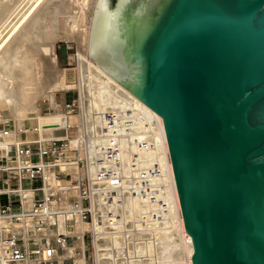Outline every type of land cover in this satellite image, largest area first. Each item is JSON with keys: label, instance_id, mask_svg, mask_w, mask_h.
<instances>
[{"label": "bare ground", "instance_id": "1", "mask_svg": "<svg viewBox=\"0 0 264 264\" xmlns=\"http://www.w3.org/2000/svg\"><path fill=\"white\" fill-rule=\"evenodd\" d=\"M103 1L0 0V174L17 181L0 190L6 198L0 202V264L73 258V264H90L87 230L92 264H192L163 119L90 59L91 29ZM58 38L75 42L72 77L51 55ZM72 89L77 111L57 98ZM134 109L152 132L155 145L142 157L160 167L157 199L164 209L159 201L127 195L117 206L105 204L97 190L95 142L106 124L103 114ZM8 120L13 129L2 127ZM120 142L124 146L125 138ZM107 210L115 215L113 230Z\"/></svg>", "mask_w": 264, "mask_h": 264}, {"label": "water", "instance_id": "2", "mask_svg": "<svg viewBox=\"0 0 264 264\" xmlns=\"http://www.w3.org/2000/svg\"><path fill=\"white\" fill-rule=\"evenodd\" d=\"M90 59L163 119L192 264H264V0H104Z\"/></svg>", "mask_w": 264, "mask_h": 264}, {"label": "built area", "instance_id": "3", "mask_svg": "<svg viewBox=\"0 0 264 264\" xmlns=\"http://www.w3.org/2000/svg\"><path fill=\"white\" fill-rule=\"evenodd\" d=\"M127 111H108L103 114L105 127L101 128L99 138L95 142V164L97 190L105 204L119 205L127 195L151 201H159L162 209L165 201L157 199L163 189L158 179L162 174L156 162L149 163L142 154L154 147L151 129L134 109ZM125 138L121 144L120 138ZM127 153L124 161V153ZM124 165L128 167L124 172ZM126 182L123 186L122 182ZM120 184V185H119ZM148 201V202H149ZM159 206V207H160ZM106 216L113 221L110 229H114L112 211L107 210ZM99 218L102 209L99 210ZM155 217V216H154Z\"/></svg>", "mask_w": 264, "mask_h": 264}, {"label": "rangeland", "instance_id": "4", "mask_svg": "<svg viewBox=\"0 0 264 264\" xmlns=\"http://www.w3.org/2000/svg\"><path fill=\"white\" fill-rule=\"evenodd\" d=\"M25 1H27V3L29 2V0H25ZM53 45L54 46L52 47L51 55L55 58L57 65L60 67L66 68L67 71H69L68 72L69 77H72L74 74V73H72V72H74L72 70L74 69V67L76 65V56H75V47H74L75 42H73V40H66L64 38H58L55 40ZM71 45H72V47H71ZM77 95H78V92L76 90L72 89V90L60 92L58 94L57 98L59 97L58 99L61 103H62V101L63 102L66 101L67 105H70V107L72 105V107H74V111H77L78 109L75 106H73L74 100L77 97ZM51 110L53 111V109H51ZM2 114H3V116L6 117L8 115L7 110L3 109ZM29 122H30L29 119L25 120V125L27 127H29ZM2 127L8 128V129H13L15 127L14 121L13 120L5 121L2 123ZM72 128L70 127L71 133L76 131L75 127H72ZM19 136L24 137V136H26V133L20 132ZM58 143H61V141H59ZM31 146L36 147L37 143L34 141L31 143ZM36 157H37L36 153H34L33 159H36ZM28 183H29L28 181L25 182V184H28ZM84 185H85V183L83 182L82 187H84ZM73 240H74L73 237L68 238V242H70V243ZM84 241H85V245H86L85 251H86V256H87L88 262L90 264H92V261H93V258H92V236H91L90 231H88V230L84 234ZM75 250H76V252H79V249L76 248ZM73 263H74V258L73 259H66V261H65V264H73ZM50 264H58V259L54 263L51 262Z\"/></svg>", "mask_w": 264, "mask_h": 264}, {"label": "crops", "instance_id": "5", "mask_svg": "<svg viewBox=\"0 0 264 264\" xmlns=\"http://www.w3.org/2000/svg\"><path fill=\"white\" fill-rule=\"evenodd\" d=\"M17 185V181L13 179L4 180V175L0 174V190H4L8 188L9 186ZM6 198L5 196L0 198V202H5Z\"/></svg>", "mask_w": 264, "mask_h": 264}]
</instances>
